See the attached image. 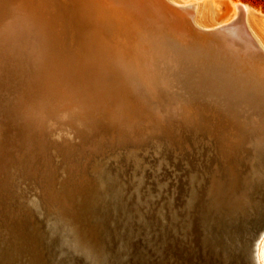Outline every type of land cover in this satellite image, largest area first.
Masks as SVG:
<instances>
[{
	"label": "rangeland",
	"instance_id": "1",
	"mask_svg": "<svg viewBox=\"0 0 264 264\" xmlns=\"http://www.w3.org/2000/svg\"><path fill=\"white\" fill-rule=\"evenodd\" d=\"M168 1L194 3L192 20L208 28L232 20L233 2H242ZM250 6L248 21L264 44V10ZM245 51L241 44L232 49L219 36L193 29L165 0H0V149L18 141L10 130L25 120L37 133L32 154L38 155L33 162L38 169L50 163L51 155L57 162L65 158L66 147L73 153L79 136L95 143H77L80 148L67 156L76 166L102 153L114 161L111 151L124 155L131 147L150 155L149 146L161 144L167 150L156 164L163 161L158 172L168 176L159 182L175 192L174 203L180 204L183 195L178 182L199 163L223 182L224 191L236 194L242 189L249 136L264 132V96L256 99L255 91L264 95V59ZM66 111L73 125H84L88 133L69 126L71 139L59 140L58 149L44 139L42 121ZM145 166H139L143 175ZM54 173L61 182L59 170ZM1 178L0 218L1 203L15 210L1 192L6 183ZM193 186L204 193L199 184ZM251 249L254 264H264V229Z\"/></svg>",
	"mask_w": 264,
	"mask_h": 264
},
{
	"label": "water",
	"instance_id": "2",
	"mask_svg": "<svg viewBox=\"0 0 264 264\" xmlns=\"http://www.w3.org/2000/svg\"><path fill=\"white\" fill-rule=\"evenodd\" d=\"M237 11L233 26L241 25L242 12ZM233 26L228 24L223 31H219L221 27L209 31L192 28L219 36L233 49L236 42L226 33ZM260 124L264 126V121ZM149 149L157 150L158 157L137 154L132 148L124 155L111 151L114 161L99 154L102 157H95L94 166L87 170L90 184L78 179L74 185L67 172L59 182L52 169L45 175L33 173L42 176L41 180L48 177V186L58 197L41 190L24 174V189L15 190V212L1 203L0 264H254L251 248L264 229V211L256 226L242 223L239 230L228 219L233 213L228 202L236 199V209L247 213L237 198L243 193L252 195L244 185L246 178L259 181L261 177L245 165L242 189L226 205L212 190L210 172L199 163L178 182L183 195L177 204L173 202L175 192L159 182L168 176L167 171L158 172L163 161L156 164L166 148L151 144ZM143 164H147L144 175L139 171ZM148 179L149 185L145 184ZM196 183L209 194V200L192 185ZM60 189L61 195L57 193ZM196 201L199 205L192 208ZM2 230L7 234L6 243ZM233 238L237 241L229 251L227 240Z\"/></svg>",
	"mask_w": 264,
	"mask_h": 264
},
{
	"label": "bare ground",
	"instance_id": "3",
	"mask_svg": "<svg viewBox=\"0 0 264 264\" xmlns=\"http://www.w3.org/2000/svg\"><path fill=\"white\" fill-rule=\"evenodd\" d=\"M165 1L170 5L171 9H173L175 11H179L180 13H184L188 17V19L191 21L192 26L194 28L198 29V30H201V31L214 30L217 27H221L222 30L220 29L219 31H223V28H225L226 25L229 24L230 26H233V24L235 23L236 16L239 13V11H237V8H240L241 9V12H242V20H241V23H240L241 24L240 25L241 28H240L239 25L238 26L234 25L233 27H230V29L226 33H228V35H230L232 41L236 42V45L237 44H241L243 46V48H245L247 51H250V52H255L256 51V54H258L262 59H264V44L253 33L254 30H253V28H252V26L249 23L248 18H247L248 14H249L248 13L249 12L248 11V7L247 6H250V5L244 4V3L240 2V1L233 2V10L235 11V14H234V17L232 18V20H230V21H228L226 23H222V24H219L217 26L209 27L208 28V27L198 26L192 20V16H193V13H194L193 8L195 7V4L194 3L193 4L192 3H186V4H183V5H179V4H176L174 2H170L168 0H165ZM262 21L264 23V18H263ZM119 53H121V52H119ZM121 57H123V56H121ZM140 80H141V77H140ZM233 80H235V79L233 78ZM139 83H138V86H139ZM141 83H143V82H141ZM252 84L255 85L256 82L251 83V85ZM152 87H153V85H152ZM255 91H256V99H260V97H263L264 96L263 94H261L262 92H260V90H257L256 89ZM133 92L135 94V91H133ZM147 94H148V92H147ZM2 99H4V98H2ZM251 100L254 101L255 100L254 97H252ZM154 101H155V99H154ZM92 102L90 104H92ZM146 102H148V101H146ZM158 104H156V107H157ZM51 105H52V103H51ZM26 106L27 107L29 106L28 102L26 103ZM87 107H88V105H87ZM95 107L96 106L94 105V108ZM88 109L90 110V106H89ZM98 111H99V109H98ZM80 112H81V110H80ZM49 113H50V111H49ZM28 114H29V112H28ZM176 115H177V113H176ZM69 117L70 116H69L68 112L66 111V112L62 113V115H60L59 117H56V118H54V117H52V118H46V119H43V121H42V122L45 121L44 122L45 131L43 133L44 139L45 140L48 139L49 142H50V144L52 146H54L55 148H58L59 149V147H60L59 146V140L64 141V140H70L71 139L70 134H68L69 132L66 131V128H68L69 126L72 127L73 129H78L79 128V130H80V132H81L82 135L85 134V133H88V131L84 129L85 128L84 125H82V126H78L77 125L76 126L74 124L75 125L74 126ZM74 117H75V115H74ZM78 118L79 117H77V118L75 117V120H77ZM37 121H38V119H37ZM181 122H182V120H181ZM84 124H85V122H84ZM180 126H182V125H180ZM19 127H20V129H19ZM12 128L13 129L10 130V135L11 136H18V141L16 142V140H15L16 143H10V142H8V145L6 146L5 149H0V161L2 163L0 165V175L6 181V183L2 185L1 192L4 195L6 194L7 197L8 196L10 197V198L9 197L7 198V201H8V203H10V206L11 207H13V208L15 207V202L16 201L15 200H10V199L12 198V196L14 194H17L16 191H14V189L17 188V186L21 183L22 176L24 174H26V175L28 174L30 176V179L31 178L33 179V178L36 177L34 175L35 173H39L40 172L41 174L45 175L46 173H48V171H50V169H52L54 172L57 171V170H59V174H57V176L59 175V177H63V173L64 172H67L70 175V177L72 178V180L74 182V185H76V181L78 179H82L83 180V177L84 176H85V178H84L83 181L89 183V178H88L87 170L90 169V167H93L94 166V159L95 158L93 157L90 161H84L82 163V165H80V166L77 165L76 166L73 163L68 162L69 161V158H67V156L69 157L70 155H72L74 153V151L76 152V150H78V148H80V147L77 146L78 145L77 143H79V142H82L83 145L95 143V141L93 140L94 139L93 137L88 138V137H85V136H81V138H80V136H79V138H78L79 141L75 144V149H72L73 153L70 152V151H68V149L66 147V150L63 151V152H65V155H66L65 158L59 159V162H57L58 160L54 159L53 155H51L49 157V158H51L50 159L51 160L50 163H46V162L43 163L42 162V166L44 167V169H38L34 165V163H33L35 159L36 160L38 159V155H37V153H34V152L32 154L33 147L37 145V142H36L37 133H35L36 131H34V128L35 127H34L33 122H31L29 120L21 121L19 124L15 125ZM29 131H31V132L29 133ZM7 134H8V132H7ZM75 134L77 135L76 131H75ZM262 134H264V132H260V133L258 132V134L256 133V134L252 135L251 137L249 136V138H251L252 140H250V142L248 144V146H249L248 147L249 148L248 149V155L244 159L245 165H249L251 167V169L254 171L255 176L258 175V176L261 177L259 179V181H257L254 178L252 179L251 177L246 178L244 185H245V187H248L249 186V190L252 191V195L251 194L248 195L247 193H243V196L242 197L237 198V199H240V200H238V202H241L242 205L244 207H246V209L248 210L247 213L241 214L240 213V209L239 210L236 209V206H235V202H236L235 200L236 199L233 201L232 198H231L232 195L227 194V193L224 194V192H223L224 191L223 182L221 183V180L220 179L215 178L216 180H214L212 182V190L214 191L215 195L220 196L221 197V201L224 204L227 205L228 203H231V204H228V205L232 206L231 208L233 210V213H232V217L231 216H228V219L233 224L232 226H234V228L239 229V230H240V226H241L242 223H245L246 226L253 225V227H254V226H256L258 224V222H260L263 219V215H262V212L261 211H264V136H262ZM10 135L8 134L7 136H10ZM90 135L92 136V134H90ZM38 141H40V140L38 139ZM11 148L14 150V152H15L14 154L11 153V151H10ZM92 148H93V146H90V149H92ZM83 149L85 150V147H83ZM93 151L96 152L94 149H93ZM157 152L158 151L155 150L154 154H157ZM68 153H69V155H68ZM73 158H74L73 162L74 161L75 162L78 161V163H79V160L80 159L78 160L77 158H75V156ZM141 161H142V157H141ZM78 163H76V164H78ZM20 166H22V167H20ZM23 169H25L26 171L25 170L23 171ZM212 174H213V172H212ZM212 174H211V176H212ZM41 178H42V176H41ZM36 179H37V177H36ZM40 180L39 181L37 180V182H36V180H32V181L34 183H36V186H39V188L41 190H43L44 192H49L52 196L58 197L54 193V191L51 188H49L48 185H50V184L48 183V177L44 178L41 181ZM59 191H61V189L60 190H57V193L59 195H61L59 193ZM204 194H205V197L209 200V194L207 192L206 193L204 192ZM13 198H14V196H13ZM229 200H232L233 202H231ZM14 212H15V210H14ZM1 234H2L1 235L2 236L1 237L2 240L4 241V243H6V241H7V234H6L5 230H2ZM235 235H236V238H238L240 236V231H237ZM250 235H254V230L253 231H250ZM212 238L216 240V237L214 236L213 233H212ZM236 238H233L231 241L230 240L229 241L227 240V248H228L229 251H230V248H233L234 247V243L237 241ZM242 250L244 251V249H242ZM262 257H263V255H262Z\"/></svg>",
	"mask_w": 264,
	"mask_h": 264
},
{
	"label": "trees",
	"instance_id": "4",
	"mask_svg": "<svg viewBox=\"0 0 264 264\" xmlns=\"http://www.w3.org/2000/svg\"><path fill=\"white\" fill-rule=\"evenodd\" d=\"M241 1L255 7H260L262 10H264V0H241Z\"/></svg>",
	"mask_w": 264,
	"mask_h": 264
}]
</instances>
